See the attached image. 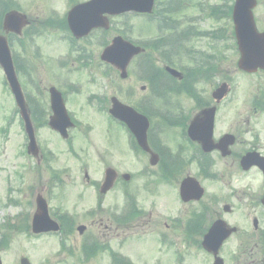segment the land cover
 I'll list each match as a JSON object with an SVG mask.
<instances>
[{
  "label": "rangeland",
  "instance_id": "374dc122",
  "mask_svg": "<svg viewBox=\"0 0 264 264\" xmlns=\"http://www.w3.org/2000/svg\"><path fill=\"white\" fill-rule=\"evenodd\" d=\"M165 1L162 0L160 8L167 6L173 8V3L166 4ZM196 1H202V7L196 8L194 6ZM182 3L186 8L177 7L179 8L177 12L168 14L165 17V24L169 29L161 32L176 41V46L170 53H167L172 65L176 68L189 66L190 54L195 55V52L199 50L197 46L202 41L200 37H186L183 38L182 45L178 46L180 33H185L184 30L191 27L197 30H214L225 27L230 22L228 19L215 20L205 14L208 4L220 3V0H181ZM37 5L41 6L39 2ZM55 5L61 10L62 15L64 0L63 3L57 2ZM196 13L202 14V16L198 19L193 18ZM255 17L258 20L257 28L261 30L264 27L263 6L255 10ZM110 23L113 26L110 31L104 34H95L92 39L83 42L87 52L92 51L89 55L90 61L87 62V68L78 69V65H81L85 60L82 62L69 60L66 64L69 68L67 71L57 69L51 60H54L56 54L66 52L67 42L55 38L48 41V35L42 34L36 39V45L39 46L38 52H40L39 58L34 60L37 56L33 55L32 65L22 69L18 75V79L23 85L24 94L29 95L33 103L40 109L38 116L48 117V88L50 86L66 89L68 92L67 109L81 127V130L71 131L73 140L71 145H68L47 125L40 126L35 120V126L33 122L39 148L54 155L47 165H36L29 156L21 154L23 125L18 114L14 113L16 106L8 88L4 85V77L0 69V237L3 236V241L5 240V243L0 247L2 264H19L22 257H26L30 264H115L106 250L94 246L90 249L89 258L85 260L79 246L82 235H79L76 230H72L69 234L65 233V249L60 246V235L36 236L30 232V229L27 232L24 231L27 224L26 222L23 224L24 213L29 210L25 204V198L29 197L24 196V198L21 194L12 195L10 199H18L19 202L6 203L3 189L7 185L3 181L12 178V176L17 180L19 174H22L23 184L34 181L37 187H41L50 172L57 173V182L51 192L47 194L50 199V210L59 213L69 209L75 216V225L83 224L87 227L86 236L95 232L101 243L108 242L114 251L131 260L133 264H212V257L203 249L185 245L182 241L183 230L171 223L173 217L184 216L187 218L190 211L193 212L198 206L179 208L180 204L175 198L176 189H174L176 178L171 179V184L161 183L155 177L156 168L148 164L146 157L142 159L129 152L125 144L123 130L108 123L106 110H102L103 102H98L93 95H106L105 107L108 108V100L112 95L117 96L122 102L132 105L142 95L146 97L148 94L147 88L140 89L142 85L147 86L146 81L144 83L139 80L142 75L140 58L133 59L127 67L129 77L126 80H121L117 76L116 82L110 80V75L116 79L115 73L109 72L108 68L106 69L104 66H97V63H101L99 55L106 42H110L114 36H126L133 41L148 40L160 33L156 24L147 22L145 18L133 14H128L126 17H112ZM224 45L227 48L228 42H224ZM14 49L18 51L16 47ZM232 50L233 47L226 50L231 62L236 58ZM33 52L34 50H32ZM75 54L77 53H73L74 56ZM180 55L183 56L182 60H180ZM163 57L165 56L161 52H155L150 55L149 59L158 67L163 63ZM233 68L234 66L231 69ZM56 74H61L63 78H55ZM233 77L242 82L245 80L240 74L235 73ZM31 79L38 82V85L34 84ZM64 79L78 85L67 87L63 83ZM128 91H132L129 96L126 95ZM238 99L237 108L242 107L241 101L245 105L247 104V98L243 99L242 96H238ZM163 101L149 105L156 117L166 111ZM155 123L157 136L163 139H173V130L161 132L160 120L155 119ZM109 135H113V137L111 138ZM69 146L73 149V153L69 152ZM143 165L152 174L145 173V177H142L140 169ZM107 166H112L118 172L129 173L130 179L123 185L116 184L109 194L102 196L101 211L96 217L94 216L95 218L88 217L87 212L94 207V191L91 181L103 179V172ZM85 172L89 175L88 181L84 177ZM255 182L253 181V184ZM13 184L15 185V183L11 185ZM123 187L136 195V202L139 206H145V215L128 223L126 228H123L124 233L121 234V226L118 230H115L114 226L109 227L108 230L103 227L107 224L106 218H109L114 212L115 205H118L119 208L122 206L124 198L120 191ZM219 212L224 219H227L229 225L243 228L238 236L231 237L224 245L222 256L225 259V264H233L230 261V256L234 252H238L236 244L239 240L245 239V234L248 233L246 224L244 225L247 215L240 210L228 216L223 214L221 208ZM21 213L23 215H20ZM233 215L242 225H239ZM211 218L213 220V217ZM101 219L103 225L100 227L98 221ZM94 221L96 223L92 224L91 222ZM14 225L17 228H13ZM262 225H264V220ZM123 235L127 236L126 241L118 242L117 239ZM163 235L165 236L164 241L162 240ZM105 239L111 241H104ZM169 242L172 243L169 244ZM92 243H88V245ZM239 264L250 263L242 261Z\"/></svg>",
  "mask_w": 264,
  "mask_h": 264
},
{
  "label": "flooded vegetation",
  "instance_id": "af4514ba",
  "mask_svg": "<svg viewBox=\"0 0 264 264\" xmlns=\"http://www.w3.org/2000/svg\"><path fill=\"white\" fill-rule=\"evenodd\" d=\"M82 1L85 0H64L62 16L69 9V6ZM57 2L63 3V0H46L42 7L33 3L27 9V12L33 14L34 17L25 32L27 36L24 38L23 35L19 37L7 36L9 45L18 49V51L15 50L13 56L15 65L25 68L32 63V48L37 50L33 39H35V34L41 24L40 18L44 21L48 12L54 16H59L61 10L55 5ZM0 3L3 7L6 6L4 15L8 10L22 7L20 0H8L7 5L5 1H0ZM259 5L264 7V0H260ZM7 8L9 9L6 10ZM206 12L208 17V8ZM61 20L63 27H57L52 31L53 33L56 32L53 35L55 38L67 33L65 16ZM197 33L198 31L180 33L177 45L181 46L183 38L197 36ZM201 34L202 41L197 46L199 50L195 52V55L190 54L189 66H180L179 68L184 78L182 88L187 91L190 85V93L188 95L183 93L178 96L179 100L176 103L174 118L172 121L166 120L169 126L165 127L164 131L172 129L174 138L160 139L158 145L157 152L161 162H163L161 183L166 185L171 183V179L167 181L164 178H171L167 177L165 173L166 167L173 166L176 170L174 183L178 198L180 183L185 177L195 178L204 191L199 201H180L183 208L198 206L206 212V215H211L213 219L223 218L219 209L221 208L223 211L225 206H228V212H224L227 216L238 210L247 215L244 225L246 224L248 233L245 234L246 238L240 240L238 244L240 247L238 259L241 257L243 261L250 264H264V256L262 255L264 250L263 232L260 231V225L264 220V206L261 203L264 195V70L259 69L254 73H247L240 69H231L236 66L237 57L231 62L229 55L226 54L225 45L220 43L221 40L214 41L211 32ZM68 38L71 39L70 36ZM74 43L75 40L72 45ZM77 49H80V46ZM232 53L235 54V51ZM182 58L183 56L180 55V60ZM70 60L81 62L80 56L76 57V60L74 58H70ZM235 73L242 75L245 78L244 82L235 79L233 77ZM222 84L226 85L224 88L227 90L224 97L219 96V93L215 91ZM238 96H242L243 99L247 98L246 105L243 101L240 102L241 108H237ZM212 108L211 141L219 147L210 152H205L202 149V141L208 140L210 129L208 119H204V112ZM193 123L196 125V130L190 136L188 128ZM130 151L133 154L136 153L135 156L145 159V152L140 149L135 152L131 148ZM246 155H249L254 161H260L261 165L253 164L245 168L241 161ZM42 159L43 157L41 160L36 159L34 163L36 165L42 163ZM51 177L47 175L45 184L37 187L34 181L23 184L22 174H19L17 180L12 176V182L18 184H16L15 189L12 188L11 193L29 197H24L29 210L24 213L23 224L25 222L28 224L31 220L32 211L35 209V197L38 194L45 195L50 187ZM253 181H257L258 185L255 186ZM6 183L11 182L7 181ZM116 184H124L121 174L117 175L114 186ZM3 192L5 193V191ZM209 192L211 194H208ZM120 193L124 202L120 208L115 205L114 209L115 213L120 211L121 213L106 218L107 224L103 228L108 230L109 227L114 226V229L118 230L122 227V234L124 233L123 228H126L127 224L133 220L129 213L130 206L125 199V196L129 194L124 187ZM102 199L103 197H98L96 203L101 205ZM142 210L145 215V206L142 207ZM69 211V209H65L64 215L55 218L60 224L61 221L65 222L68 229L70 225L75 227V220ZM100 211L97 205L95 206V214L91 215L92 212H89L88 217H96ZM98 224L100 227L103 225L102 219L98 221ZM241 229L243 230L240 227L237 231L238 235L242 232ZM92 234L96 236L95 232ZM123 237L127 239L126 235ZM86 239L82 235L79 241L81 249L85 246ZM104 241L111 240L105 239Z\"/></svg>",
  "mask_w": 264,
  "mask_h": 264
},
{
  "label": "water",
  "instance_id": "95a60500",
  "mask_svg": "<svg viewBox=\"0 0 264 264\" xmlns=\"http://www.w3.org/2000/svg\"><path fill=\"white\" fill-rule=\"evenodd\" d=\"M153 0H94L92 4L86 7L82 12V24L79 29L84 34L91 27L105 26L104 22L100 20L101 14L106 13H121L125 11H138L147 12L150 11ZM255 6V0H236L233 10V21L235 25V32L238 39L239 49L241 50V59L239 61V67L253 71L257 67L264 68V32L258 33L255 30L253 16L251 9ZM23 18H18L15 15H8L6 17L4 28L10 31L19 32L20 27L24 24ZM70 24L73 30H75L74 19H70ZM76 33H78L75 30ZM82 33H79L81 35ZM141 49L135 47L128 42L123 41L120 37H116L112 41V45L104 50L102 54V60L114 64L122 71L121 76L125 77V68L130 58L139 53ZM0 65L3 67L9 87L14 94L17 104L20 106L21 114L25 120L26 131L29 134L30 143L28 146L29 152L33 154L37 153V148L33 140L32 128L29 122L27 111L24 107L23 96L21 94L19 85L17 83L14 71L12 69L9 53L7 50L6 41L3 37H0ZM174 76H178V73L170 68H166ZM51 95V107L53 110V116L49 119V125L59 131L63 136L66 135V128L71 127L72 123L66 115L63 107L60 95L54 90H50ZM110 113L124 122L134 132L139 145L149 151L146 142V130L148 127V120L141 115L134 113L129 107L122 105L115 98L112 99V108ZM143 120V121H142ZM212 114L210 115V127H211ZM203 149L209 151L212 146L207 143H203ZM157 161L156 156L150 163L155 164ZM127 178V176L125 177ZM114 179V173L111 170L106 172L105 186L102 192L108 189ZM193 182H192V181ZM202 195V190L199 188L198 183L193 179L187 178L181 184V197L184 201L189 199H199ZM43 202V201H42ZM38 211L35 214L33 220L32 231L34 233L57 231L58 225L49 219L47 215L46 206L38 200ZM79 227L78 230H82ZM234 229H227L221 221L213 223L208 233L204 236L202 245L209 251L217 254V250L221 243L229 236ZM20 264H29L27 259H21ZM214 264H222L221 259L216 258Z\"/></svg>",
  "mask_w": 264,
  "mask_h": 264
},
{
  "label": "trees",
  "instance_id": "16d2710c",
  "mask_svg": "<svg viewBox=\"0 0 264 264\" xmlns=\"http://www.w3.org/2000/svg\"><path fill=\"white\" fill-rule=\"evenodd\" d=\"M160 43H161V42H160V40H159V41H157V42L154 43V44H150L149 46H150V48H152V49H158V48H160V46H161ZM145 45H146V44H145ZM146 46H148V45H146ZM148 73H150V77H149L148 79H149L150 82L152 83L151 85H152L153 90H155V87L158 88L159 83L161 82L160 77H161L162 72H161L160 69H158V70H149ZM153 86H155V87H153ZM119 264H124V263L120 262Z\"/></svg>",
  "mask_w": 264,
  "mask_h": 264
}]
</instances>
